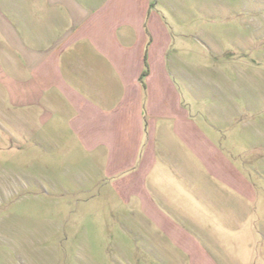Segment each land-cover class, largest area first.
Here are the masks:
<instances>
[{"label": "crops", "instance_id": "0c3cea01", "mask_svg": "<svg viewBox=\"0 0 264 264\" xmlns=\"http://www.w3.org/2000/svg\"><path fill=\"white\" fill-rule=\"evenodd\" d=\"M194 1L0 0V123L48 186L111 192L145 254L218 264L207 242L256 195L241 142L257 130L229 93L192 90Z\"/></svg>", "mask_w": 264, "mask_h": 264}, {"label": "rangeland", "instance_id": "374dc122", "mask_svg": "<svg viewBox=\"0 0 264 264\" xmlns=\"http://www.w3.org/2000/svg\"><path fill=\"white\" fill-rule=\"evenodd\" d=\"M193 3L192 25L186 26L191 68L184 65L192 71L193 92L200 100L229 93L231 113L241 111L237 123L255 120L257 130L241 142L255 198L245 209H232L230 233L218 229L207 248L218 264H264V0ZM32 147L0 123V264H191L177 247L173 255L156 257L143 248L157 245L124 240L128 230L141 238L143 226L124 218L127 209L114 207L111 192L48 186L34 170L43 154Z\"/></svg>", "mask_w": 264, "mask_h": 264}, {"label": "trees", "instance_id": "16d2710c", "mask_svg": "<svg viewBox=\"0 0 264 264\" xmlns=\"http://www.w3.org/2000/svg\"><path fill=\"white\" fill-rule=\"evenodd\" d=\"M147 72H144L143 76H142V81L144 79V77L146 76ZM144 83V82H143Z\"/></svg>", "mask_w": 264, "mask_h": 264}]
</instances>
